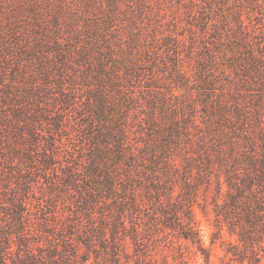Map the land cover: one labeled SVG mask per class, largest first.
<instances>
[{
  "label": "trees",
  "instance_id": "16d2710c",
  "mask_svg": "<svg viewBox=\"0 0 264 264\" xmlns=\"http://www.w3.org/2000/svg\"><path fill=\"white\" fill-rule=\"evenodd\" d=\"M123 1L0 0V264H169L181 239L209 264L195 206L224 264H264V42L215 0H177L187 37Z\"/></svg>",
  "mask_w": 264,
  "mask_h": 264
},
{
  "label": "rangeland",
  "instance_id": "374dc122",
  "mask_svg": "<svg viewBox=\"0 0 264 264\" xmlns=\"http://www.w3.org/2000/svg\"><path fill=\"white\" fill-rule=\"evenodd\" d=\"M152 1L156 2L157 0ZM127 2L128 1L126 0L123 1L124 7L127 6ZM234 2L236 3L233 4ZM201 3V0H194L192 9L198 12ZM212 4L213 9L215 8V11L213 12L214 17L218 16L217 14H221V6L223 7V12L227 14H230V10L231 13L240 11L242 13L244 24L251 34V37L256 40H260V44L264 42V0H226V2H224L223 4H221L219 0H215L211 3V7ZM231 4L232 6L231 8H229ZM172 9H177V13L183 15L184 9L180 7V4L177 2V0H165L162 3V6L159 8L162 18L159 22L156 23L158 31L161 34H168L170 33V30H174L175 32H181L182 34H185V36L187 37L190 33V29L186 27V25L190 24L187 23V18H185V16L180 17L179 26L177 25L171 29L169 23L175 15L171 14ZM62 136L63 140H66L67 142L68 150L66 151L61 149L62 156H64H61V158H69L77 161L79 147L81 145L77 132L72 131V128L69 127V135H67L69 137L65 135ZM67 200L68 199H66V201ZM97 213L98 212H96V214ZM195 214L200 221V231L204 240V244L211 254V261L209 264H224L225 262H228L229 259L228 256H226L228 245L227 241H230L234 238L231 237L226 231L223 232V235L221 237H215L217 235H215L214 232L217 230V228L215 226L214 214L212 211L206 214L199 206H195ZM179 241L182 244L184 252L183 254L176 257L169 256V264H208L205 256L201 254L200 251H197L194 246L190 245L183 239ZM187 245L190 246H188V248H185L187 247ZM160 263L162 262L160 261L157 264ZM232 264H236V262H232Z\"/></svg>",
  "mask_w": 264,
  "mask_h": 264
}]
</instances>
